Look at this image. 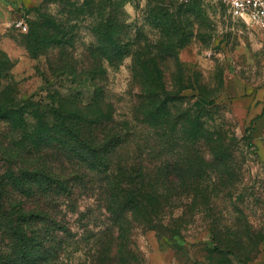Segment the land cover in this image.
I'll return each mask as SVG.
<instances>
[{"label":"trees","instance_id":"obj_1","mask_svg":"<svg viewBox=\"0 0 264 264\" xmlns=\"http://www.w3.org/2000/svg\"><path fill=\"white\" fill-rule=\"evenodd\" d=\"M54 3L34 6L23 42L52 72L85 76L92 99L0 94V264H65L71 253L73 264H147L137 229L160 237L196 223L212 252L247 264L260 239L236 199L246 153H259L255 125L240 136L216 87L184 92L190 20L157 0L148 33L127 0ZM126 59L130 109L119 118L108 68ZM234 198L239 215L227 217Z\"/></svg>","mask_w":264,"mask_h":264},{"label":"rangeland","instance_id":"obj_2","mask_svg":"<svg viewBox=\"0 0 264 264\" xmlns=\"http://www.w3.org/2000/svg\"><path fill=\"white\" fill-rule=\"evenodd\" d=\"M23 1L14 2L13 7L18 11H4L0 15V94L18 98L33 96L45 101L75 97L84 103L89 102L93 87L90 82H84L85 76H79L74 82L67 73L52 72L46 55L33 57L29 54L23 42L25 31L16 22L24 19L28 24L34 15L33 6L44 0ZM165 1L170 10L182 11L180 18L191 22L182 25L180 31L190 38L178 51L184 68V92L191 94L199 92V87L205 91L216 87L220 92L218 99L224 100L232 110L240 136L248 125L258 126V121H252L248 110L264 87V28L233 14L224 0ZM156 3L157 0H127L126 3L131 19L138 16L139 23L148 33L157 31L150 20L146 21L149 7ZM51 7L56 11L60 7V0H55ZM85 31L82 30V34ZM88 40L85 37V41ZM167 72L171 74L174 69ZM108 74L109 96L115 102L120 118L130 109V96L127 93L131 76L130 60L109 67ZM256 128L254 138L259 153L251 150L246 153L244 179L240 186L244 196L243 200L236 199L237 207L248 216L260 239L247 264H264V125ZM234 201L235 198L227 199L224 203L227 217L239 215ZM134 237L145 252L147 264H244V261L240 262L233 256L212 252V234L201 223L189 225L176 235L163 232L160 237L155 230L137 229ZM78 255L71 253L65 259V264L75 263ZM243 259L246 260L245 257Z\"/></svg>","mask_w":264,"mask_h":264},{"label":"built area","instance_id":"obj_3","mask_svg":"<svg viewBox=\"0 0 264 264\" xmlns=\"http://www.w3.org/2000/svg\"><path fill=\"white\" fill-rule=\"evenodd\" d=\"M233 14L241 16L264 28V0H224ZM16 25L23 31L28 30L24 19H18Z\"/></svg>","mask_w":264,"mask_h":264},{"label":"crops","instance_id":"obj_4","mask_svg":"<svg viewBox=\"0 0 264 264\" xmlns=\"http://www.w3.org/2000/svg\"><path fill=\"white\" fill-rule=\"evenodd\" d=\"M15 1H20V0H0V15H2L4 11H18L17 8L15 9L13 7V5H15V3H14ZM23 2L27 3L28 0H24ZM38 2H40V1H38ZM263 62H264V58H263ZM263 98H264V87H262L260 89V93H258L257 97L255 98L254 104L248 110V112L252 116V121H258V126H257V124H254L255 125V131L257 129L256 127H260L262 124L264 125V102H262ZM254 137H255V135H254ZM255 142H256V140H255ZM258 148H259V146H258Z\"/></svg>","mask_w":264,"mask_h":264}]
</instances>
